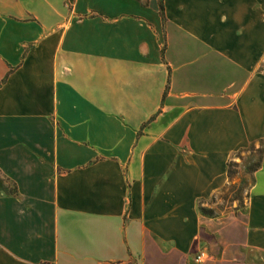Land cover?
<instances>
[{
	"label": "crops",
	"instance_id": "crops-1",
	"mask_svg": "<svg viewBox=\"0 0 264 264\" xmlns=\"http://www.w3.org/2000/svg\"><path fill=\"white\" fill-rule=\"evenodd\" d=\"M261 140L264 0H0V264H264Z\"/></svg>",
	"mask_w": 264,
	"mask_h": 264
},
{
	"label": "rangeland",
	"instance_id": "rangeland-1",
	"mask_svg": "<svg viewBox=\"0 0 264 264\" xmlns=\"http://www.w3.org/2000/svg\"><path fill=\"white\" fill-rule=\"evenodd\" d=\"M263 149L264 141L262 140L240 149L232 161L230 183L219 194L208 200V205L201 206V208L216 214L226 210L236 213L242 210L246 203L248 191L254 182V172L261 163ZM0 183L3 184L4 191H13L12 183L4 177L0 176ZM202 251H204L202 246H193L190 264L196 263L195 258ZM207 264H213L212 259Z\"/></svg>",
	"mask_w": 264,
	"mask_h": 264
},
{
	"label": "built area",
	"instance_id": "built-area-1",
	"mask_svg": "<svg viewBox=\"0 0 264 264\" xmlns=\"http://www.w3.org/2000/svg\"><path fill=\"white\" fill-rule=\"evenodd\" d=\"M208 258V252L207 251H202L200 254H198L195 258L196 262L199 264H203L205 259Z\"/></svg>",
	"mask_w": 264,
	"mask_h": 264
},
{
	"label": "trees",
	"instance_id": "trees-1",
	"mask_svg": "<svg viewBox=\"0 0 264 264\" xmlns=\"http://www.w3.org/2000/svg\"><path fill=\"white\" fill-rule=\"evenodd\" d=\"M161 10H163V5L161 4ZM231 165H232V162L229 164V175L231 176ZM203 211L209 215H213L214 213L213 212H209L205 209H203Z\"/></svg>",
	"mask_w": 264,
	"mask_h": 264
}]
</instances>
